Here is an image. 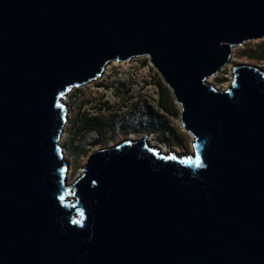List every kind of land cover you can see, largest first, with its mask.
Instances as JSON below:
<instances>
[{
  "label": "water",
  "instance_id": "95a60500",
  "mask_svg": "<svg viewBox=\"0 0 264 264\" xmlns=\"http://www.w3.org/2000/svg\"><path fill=\"white\" fill-rule=\"evenodd\" d=\"M264 37V0H0V264H264V70L207 78ZM146 56L192 152L144 139L67 181L71 89Z\"/></svg>",
  "mask_w": 264,
  "mask_h": 264
},
{
  "label": "rangeland",
  "instance_id": "374dc122",
  "mask_svg": "<svg viewBox=\"0 0 264 264\" xmlns=\"http://www.w3.org/2000/svg\"><path fill=\"white\" fill-rule=\"evenodd\" d=\"M230 58L234 59L231 67L224 66L211 76L213 80L207 81L217 90L218 85H228L235 65L264 70V37L232 47ZM149 62L146 57L109 62L100 77L74 88L64 98L70 109L63 137L70 166L69 181L82 172L88 154L103 140L113 139L116 132L133 130L145 134L154 142L151 145L165 144L179 155H182L179 149L190 148L192 135L178 125L180 106ZM91 136L95 141L86 146Z\"/></svg>",
  "mask_w": 264,
  "mask_h": 264
},
{
  "label": "bare ground",
  "instance_id": "6f19581e",
  "mask_svg": "<svg viewBox=\"0 0 264 264\" xmlns=\"http://www.w3.org/2000/svg\"><path fill=\"white\" fill-rule=\"evenodd\" d=\"M135 58H137V57H135ZM134 58H131V59H129V60H133ZM231 59V58H230ZM230 59H229V61H230ZM129 60H124V61H129ZM120 61H123V60H120ZM227 62L228 64H226L225 66H228L229 68L231 67V65H232V62L234 61V59H232L230 62ZM110 62H112V61H110ZM113 62H115V61H113ZM109 63V62H108ZM107 63V64H108ZM106 64V65H107ZM105 65V66H106ZM104 66V67H105ZM108 68V67H107ZM223 68V67H222ZM221 68V69H222ZM220 69V70H221ZM103 70H104V68H103ZM102 73H103V71H102ZM101 73V74H102ZM100 74V75H101ZM100 75L98 76V77H100ZM215 75V74H214ZM230 76H231V74H230ZM97 77V78H98ZM97 78H95V79H97ZM95 79H93V80H95ZM208 80H206V81H211V80H213V78L210 76V77H208L207 78ZM92 80V81H93ZM92 81H89L87 84H89V83H91ZM230 81H231V78H229V80H228V85H226V84H221V85H218V86H216L217 88H219V90H222V89H226V88H228L229 86H230ZM84 85H86V84H84ZM82 86V85H81ZM76 88V87H75ZM74 89V88H73ZM73 89H71V91L73 90ZM70 92V91H69ZM69 92L68 93H66V95H65V97L67 98V95L69 94ZM67 107H69V106H67ZM70 118V109L68 108V119ZM68 119H67V121H66V123H65V125H64V127H63V130H62V133H61V136H60V139L63 141V137H65V134H64V132H65V127L67 126V124H68ZM178 125H179V127L181 128V124H180V121L178 122ZM151 133V132H150ZM152 134V133H151ZM150 134V135H151ZM145 134H138V133H135V132H133V130H124V131H122V132H116L115 133V137L112 139L111 137H109V139H107V140H103L102 141V143H100V144H98L97 146H96V148H95V150H99V149H103V148H108V147H112V146H114V145H116V144H118V143H120V142H122V141H137V140H141V139H144L148 144H152V143H154V142H152V139H148V137L147 136H144ZM61 140H59L60 141V144H61ZM193 138H192V143H191V146H190V148L189 149H186V150H182V149H179V151H180V153H182V155H187V154H189V153H191L192 152V144H193ZM95 141V139H94V137L93 136H91V137H89L88 139H87V141H86V146H89V145H91L93 142ZM156 144V143H155ZM63 145H65L64 146V148H63V157H64V159L65 160H67L66 158H67V154H66V152H67V146H66V143L63 141ZM151 146H156L159 150H160V152H164V154H166V153H168V152H170V151H172L171 150V148L170 147H168V146H166L165 144H158V145H151ZM185 151V152H184ZM68 161V160H67ZM69 162V161H68ZM69 173H70V166L68 167V171H67V175H66V179H67V181H69Z\"/></svg>",
  "mask_w": 264,
  "mask_h": 264
},
{
  "label": "built area",
  "instance_id": "2783aa9c",
  "mask_svg": "<svg viewBox=\"0 0 264 264\" xmlns=\"http://www.w3.org/2000/svg\"><path fill=\"white\" fill-rule=\"evenodd\" d=\"M143 57H146V56H143ZM147 58V57H146ZM148 59V58H147ZM149 60V59H148ZM149 64L151 65V62H149ZM152 66V65H151Z\"/></svg>",
  "mask_w": 264,
  "mask_h": 264
}]
</instances>
